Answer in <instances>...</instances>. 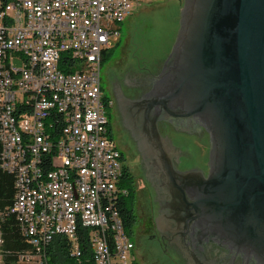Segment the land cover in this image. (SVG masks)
<instances>
[{
  "label": "built area",
  "instance_id": "1",
  "mask_svg": "<svg viewBox=\"0 0 264 264\" xmlns=\"http://www.w3.org/2000/svg\"><path fill=\"white\" fill-rule=\"evenodd\" d=\"M153 1L10 0L0 13L1 167L16 176L9 212L35 246L20 262L47 264L42 252L56 235H87L94 264L135 262L101 66L134 6ZM1 245L0 232V261Z\"/></svg>",
  "mask_w": 264,
  "mask_h": 264
},
{
  "label": "water",
  "instance_id": "2",
  "mask_svg": "<svg viewBox=\"0 0 264 264\" xmlns=\"http://www.w3.org/2000/svg\"><path fill=\"white\" fill-rule=\"evenodd\" d=\"M130 109L125 120L150 165L160 151L173 152L158 120L209 135L207 175L158 160L180 240L226 245L264 264V0H182L173 44Z\"/></svg>",
  "mask_w": 264,
  "mask_h": 264
},
{
  "label": "flooded vegetation",
  "instance_id": "3",
  "mask_svg": "<svg viewBox=\"0 0 264 264\" xmlns=\"http://www.w3.org/2000/svg\"><path fill=\"white\" fill-rule=\"evenodd\" d=\"M151 63L154 64L147 66L145 63H139L135 68L129 69L116 77L105 72L102 75L101 85L104 94L105 111L108 115L107 125L111 138L121 153L125 180L127 179L131 185L128 194L134 216V225L131 233L135 247L137 243L147 239L152 245H157L165 256L173 260L174 264H182V261L183 264H196L194 262L190 263L189 259L185 258L184 251H182L183 247L188 252L199 256L197 264H260L254 257H248L245 253L229 248L226 245H219L211 241H205L201 244L191 240H185L184 242L180 240L178 224L170 218V207L168 205L170 194L165 191L163 186V182L167 180L164 165L170 161L175 170L183 172L199 169L204 175H207L209 169V135L204 128L197 124H184L181 121L160 119L157 121V133L170 141L173 152L168 157V155H164L163 151H160L157 157L152 159V165L144 160L131 128L132 123L128 124L125 120L124 109H129L130 112V106L133 108L135 102L149 92L153 77L160 71L162 65L160 61ZM182 126L185 129L181 128ZM120 132L123 135L125 134L129 142L131 141L134 145L139 155L142 168L141 174L137 173L125 151V146L119 142L118 135ZM170 134L178 138L188 137L190 138L189 141L195 142L199 148L201 147L202 151L206 150L204 164L189 166L187 163V152L176 144ZM205 144H207V148H205ZM157 147L160 146L157 145ZM158 160L166 161L164 165H161ZM141 179H143L142 185L140 183ZM142 191H146L147 203L141 201L143 198ZM139 199L140 202H138ZM141 211L145 212L146 220L148 219L149 221L140 222L138 213ZM194 226L186 228L191 237Z\"/></svg>",
  "mask_w": 264,
  "mask_h": 264
},
{
  "label": "rangeland",
  "instance_id": "4",
  "mask_svg": "<svg viewBox=\"0 0 264 264\" xmlns=\"http://www.w3.org/2000/svg\"><path fill=\"white\" fill-rule=\"evenodd\" d=\"M181 5L182 0H155L151 3L136 4L131 15L120 25V37L110 38L115 49L111 57L102 63L101 78L105 72L114 77L120 76L129 69L135 68L139 63L152 66L154 63L151 62L153 61L163 62L177 32ZM14 64L21 66V60L17 59ZM170 136L174 138L179 147L187 152L189 166L204 164L206 150L202 151L201 147L199 148L195 142L189 141L188 137L178 138L173 134ZM118 139L125 146V151L137 173L141 174V164L134 145L121 132ZM205 148H207V144H205ZM142 182L143 179L140 181L141 185ZM141 193L143 196L142 199L140 198L141 201L147 203L146 191ZM138 214L140 222L149 221L146 220L145 212L141 211ZM150 244L147 239L136 244L134 250L136 264H174L173 260L165 256L157 245ZM33 263L20 262L19 264ZM0 264L3 263L0 261Z\"/></svg>",
  "mask_w": 264,
  "mask_h": 264
},
{
  "label": "trees",
  "instance_id": "5",
  "mask_svg": "<svg viewBox=\"0 0 264 264\" xmlns=\"http://www.w3.org/2000/svg\"><path fill=\"white\" fill-rule=\"evenodd\" d=\"M9 1L10 0H0V13L4 9L5 4ZM114 49L115 47L113 46L103 52L102 63L111 57ZM15 180V174L1 167L0 144V232L2 239L1 262L3 264H19L21 255L35 252V246L31 242L33 236H29L22 222L18 220L15 214L9 212L16 194ZM123 183L129 191V188L131 189L130 182L124 179ZM127 195L123 199L121 198L120 201L118 200L117 204L121 223L128 231H132L134 216L128 192ZM106 235L107 237L111 236V234ZM75 245H77L80 250V254L77 257L71 255V251ZM42 256L48 261L47 264H94L91 249L87 241V235H80L75 243L67 237L56 235L53 237L50 244L45 247ZM133 264H136V262Z\"/></svg>",
  "mask_w": 264,
  "mask_h": 264
}]
</instances>
